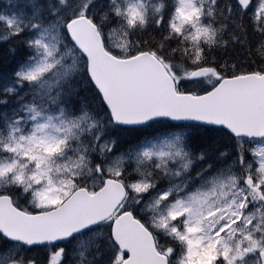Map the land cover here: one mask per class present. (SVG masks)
Wrapping results in <instances>:
<instances>
[{"label":"snow or ice","instance_id":"6c2138e0","mask_svg":"<svg viewBox=\"0 0 264 264\" xmlns=\"http://www.w3.org/2000/svg\"><path fill=\"white\" fill-rule=\"evenodd\" d=\"M0 264H264V0H0Z\"/></svg>","mask_w":264,"mask_h":264}]
</instances>
